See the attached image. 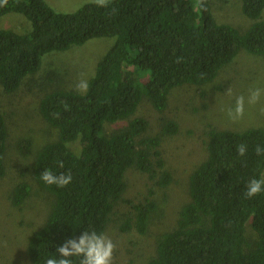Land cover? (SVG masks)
Returning <instances> with one entry per match:
<instances>
[{
	"label": "trees",
	"instance_id": "1",
	"mask_svg": "<svg viewBox=\"0 0 264 264\" xmlns=\"http://www.w3.org/2000/svg\"><path fill=\"white\" fill-rule=\"evenodd\" d=\"M241 11L253 21L243 34L217 23L209 0L199 7L197 0H109L107 6L87 3L73 13L55 12L44 0H0V17L20 14L31 26L23 34L0 29V90L6 94L38 71L45 54L94 38H115L97 63L86 94L58 90L39 103L40 115L57 130L58 138L45 144L33 163L34 179L53 197V205L45 223L29 238L32 264H45L59 246L83 230L104 233L119 202L134 210L133 224L126 220L120 229L134 227L146 233L156 204L150 198L140 204L124 200V174L136 168L154 179L159 171L155 184L162 188L170 175L162 170L160 135L144 136L148 123L143 118L125 120L134 115L142 96L163 114L171 90L212 82L241 50L264 61V0H242ZM135 75H147V81L140 83ZM199 95L205 92L199 90ZM4 115L0 108V178L7 166ZM121 122L126 125L104 133L105 125ZM162 122V135L178 132L176 122ZM76 140L78 154L67 146ZM240 143L248 146L243 158L236 152ZM258 144L264 146V128L210 129L206 158L189 179V201L175 229L156 242L155 257L148 264H264V192L251 199L244 196L248 181L260 179L264 169V156L253 151ZM20 150L26 154L28 143ZM61 161L63 168L58 166ZM44 169L57 175L70 172L72 181L64 188L46 186L39 176ZM29 191L27 184H17L11 204L19 207ZM247 222L255 234L252 244L245 235Z\"/></svg>",
	"mask_w": 264,
	"mask_h": 264
},
{
	"label": "rangeland",
	"instance_id": "2",
	"mask_svg": "<svg viewBox=\"0 0 264 264\" xmlns=\"http://www.w3.org/2000/svg\"><path fill=\"white\" fill-rule=\"evenodd\" d=\"M55 12L73 13L84 4L96 0H44ZM242 0H209L210 12L219 24H227L243 34L252 24L241 11ZM261 18L264 19V11ZM0 29L26 33L30 23L20 14L8 13L0 17ZM115 38H94L81 46L66 51L45 54L37 72L26 75L12 93L0 90V108L4 112L8 131L6 145V174L0 178V264H32L27 255V244L32 234L46 221L53 197L42 190L33 176V163L38 151L47 143L56 141L57 130L39 113V103L53 91H73L81 80L93 77L97 63L114 44ZM133 70L132 67L128 68ZM135 78L145 83L148 76ZM231 87L232 96L225 93ZM264 88V61L261 57L241 50L231 63L222 67L215 79L202 86L184 85L170 91L167 106L159 114L147 97L142 96L137 109L125 120L143 118L148 127L144 136L160 135L159 151L163 169L170 175L165 187L138 171L128 169L124 174L126 190L123 199L140 204L150 198L156 204L145 234L135 228L122 231L121 225L130 220L134 210L126 203L115 205L104 234L116 244L112 264H148L156 254V242L166 232L175 229L181 208L189 201V179L195 168L206 158L207 134L210 129L244 131L264 128V96L254 106L245 104L242 119L233 123L226 116V109L234 104L236 96L247 98L249 89ZM199 90L205 92L204 97ZM163 120L177 123L174 135L161 134ZM105 125L104 133L110 134L126 125ZM28 143L22 154V143ZM75 154L80 151L78 140L67 145ZM264 178V169L261 174ZM27 184L29 195L19 206L11 204L12 191L17 184ZM153 195L149 197L148 193ZM245 235L250 244L255 240L250 222L245 225Z\"/></svg>",
	"mask_w": 264,
	"mask_h": 264
},
{
	"label": "clouds",
	"instance_id": "3",
	"mask_svg": "<svg viewBox=\"0 0 264 264\" xmlns=\"http://www.w3.org/2000/svg\"><path fill=\"white\" fill-rule=\"evenodd\" d=\"M7 0H3L6 3ZM98 6H107L109 0H96ZM204 0H197V6H202ZM179 62V59L177 60ZM89 89L87 80L81 79L76 85L75 90L80 94H86ZM232 96L231 87L225 93ZM264 96V88L254 87L249 89L247 98L244 95L235 97L234 104L226 109V116L229 121L235 123L243 118L245 114V104L254 106L261 101ZM63 103V102H62ZM64 110L67 111L68 105L63 104ZM54 117L58 114H53ZM256 156H264V146L256 145L253 149ZM238 157H246L248 146L240 143L236 146ZM60 168L64 167L63 162H58ZM40 180L46 186H56L64 188L72 181L70 172L54 174L50 169H44L40 173ZM264 192V178H252L245 186L244 196L251 199ZM116 250V244L113 240L102 232L96 230H83L79 237L70 238L56 249V255L50 256L45 264H74V259L78 264H112L113 253Z\"/></svg>",
	"mask_w": 264,
	"mask_h": 264
}]
</instances>
